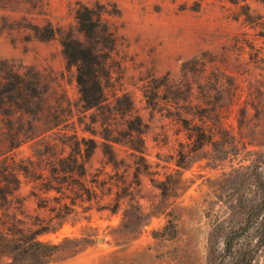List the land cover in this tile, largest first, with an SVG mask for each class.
I'll list each match as a JSON object with an SVG mask.
<instances>
[{
  "label": "rangeland",
  "instance_id": "1",
  "mask_svg": "<svg viewBox=\"0 0 264 264\" xmlns=\"http://www.w3.org/2000/svg\"><path fill=\"white\" fill-rule=\"evenodd\" d=\"M81 5L104 10L115 33L100 78L106 100L90 109L59 37L40 39L33 31L50 23L93 43L75 19ZM4 60L37 71L47 85L53 114L66 120L50 135L76 130L97 142L84 161L90 194L40 235L63 250L43 263L14 264H232L225 238L236 236L237 247L246 242L249 214L264 199V0H0ZM183 64L193 104L217 105L222 119L187 114L176 86L168 89L166 80L178 83ZM179 113L191 126L214 128L212 140L197 146ZM7 131L0 123V135ZM9 153L44 167L31 142ZM20 181L30 223L55 215L37 207L33 180L20 174ZM41 195L51 206H58L53 197L70 204L74 196ZM252 264H264V250Z\"/></svg>",
  "mask_w": 264,
  "mask_h": 264
},
{
  "label": "trees",
  "instance_id": "2",
  "mask_svg": "<svg viewBox=\"0 0 264 264\" xmlns=\"http://www.w3.org/2000/svg\"><path fill=\"white\" fill-rule=\"evenodd\" d=\"M104 12L84 5L76 9L75 19L79 31L87 39L95 38L93 43L69 35L50 23L43 27H33L37 38L59 37L65 59L76 68L80 101L86 109L101 106L106 100L100 78L105 65V50L113 46L115 33L103 17ZM245 14V19H248L249 13ZM185 68L186 64H183L178 83L171 85L166 80L168 89L176 86L179 98L186 102V110H191L185 111L187 114L222 119L223 113L217 105L206 104L201 107L193 104V86ZM205 93L208 94L207 91ZM49 94L47 85L37 71L28 69L23 72L21 68L8 64L5 60L0 62V123L8 127L6 137L0 135V264L43 263L52 259L57 252L63 250V244L44 241L40 239V235L54 230V225L63 221L73 210L76 199L91 192L85 184L84 161L91 157L97 142L93 138L79 136L76 130L71 134L58 131L60 135H50L49 131L58 128L66 120L57 113L53 114L56 108L52 109L49 104ZM177 119L183 122L187 137L195 138L193 141L198 140L197 146H203L206 141L212 140L214 128L191 126L189 118L182 117L180 113ZM111 141L119 142L115 138ZM28 142L32 143L34 155L40 163L43 162L44 167H37V162L31 158L16 161L10 156L12 149ZM5 146L8 150L2 152ZM66 147L70 148L68 152ZM132 149L142 152L134 147ZM105 154L108 155V162L115 164L114 151L108 148ZM20 174L33 180L31 195L37 200V207L55 210V215L48 220L38 216L36 222H29L31 217L26 211L24 198L17 192L21 184ZM91 182L101 186L102 181L94 178ZM77 187H80L79 190ZM67 190L74 194L70 204L63 202L60 197H53L59 199L56 201L58 206H51L48 196L41 195L55 191L65 197ZM246 225L252 234L245 235L246 242L241 246H236V236L227 235L225 238V250L234 255L231 256L232 264H252L258 253L264 250V199L249 214ZM244 233L245 231L242 234Z\"/></svg>",
  "mask_w": 264,
  "mask_h": 264
}]
</instances>
